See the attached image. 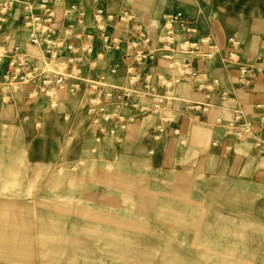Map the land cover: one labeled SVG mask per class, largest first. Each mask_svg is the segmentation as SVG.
Returning <instances> with one entry per match:
<instances>
[{
  "label": "rangeland",
  "instance_id": "1",
  "mask_svg": "<svg viewBox=\"0 0 264 264\" xmlns=\"http://www.w3.org/2000/svg\"><path fill=\"white\" fill-rule=\"evenodd\" d=\"M207 2L264 18V0ZM156 6L148 0L147 13ZM86 102L66 120L64 140L57 115L31 136L0 123V264H264V155L238 146L218 167L175 139L150 155L130 139L147 130L94 152Z\"/></svg>",
  "mask_w": 264,
  "mask_h": 264
},
{
  "label": "built area",
  "instance_id": "2",
  "mask_svg": "<svg viewBox=\"0 0 264 264\" xmlns=\"http://www.w3.org/2000/svg\"><path fill=\"white\" fill-rule=\"evenodd\" d=\"M102 1L88 0L86 5L82 0H65L58 6L57 0H0V70L3 72L0 73V102H9L14 90L24 86L32 87L33 96L43 94L48 98L56 94L53 89L83 93L89 95L86 109L98 133L95 142L124 132L140 114L148 112L159 113L156 131L162 133L166 125L176 124L174 116L162 113L175 99L174 86L182 78L195 79L198 71L193 64L212 60L222 50L213 37L201 34L192 19L181 12L165 14L155 36L142 22L135 21L134 16L124 13L119 20L129 26L131 32L126 42L123 37L107 31L114 17L105 10ZM88 7L91 8L90 22ZM15 14L28 43L42 46L46 59L43 67L32 64L18 46H7L11 39L7 22ZM96 41L101 44L100 51H97ZM228 42L231 50L223 54L221 61L237 64L240 62L239 41L229 37ZM62 52L66 55L62 56ZM106 52L125 59V86L108 85L103 72L95 78L84 76L86 64L92 62L89 66L95 67L93 61L104 58ZM155 61L163 62L167 73L146 70ZM42 68L46 69L42 71ZM239 71L244 85L251 83L249 76L263 73L261 68L246 64L239 67ZM205 88L206 83H198L199 90ZM206 109V105L199 102L187 101L183 105L188 113ZM231 129L229 133L238 139L253 135L250 122H244L242 128ZM256 140V149L261 153L264 142ZM226 150L230 151V147Z\"/></svg>",
  "mask_w": 264,
  "mask_h": 264
},
{
  "label": "crops",
  "instance_id": "3",
  "mask_svg": "<svg viewBox=\"0 0 264 264\" xmlns=\"http://www.w3.org/2000/svg\"><path fill=\"white\" fill-rule=\"evenodd\" d=\"M143 0H103L102 6L112 14L114 19L109 22L107 31L110 34L121 36L127 42L131 35L129 26L119 20V16L128 13L134 16L135 21L142 22L145 29L155 36L167 13L181 12L189 16L194 24L198 26L200 33L210 35L221 48V53L212 60L196 62L193 66L198 71L195 79L188 77L182 78L173 88L174 100L170 106L162 111L164 114H170L176 118V124L166 125L162 133L156 131L159 124V113L148 112L140 114L137 120L130 124L124 132L115 136H105L100 142H95L97 136L96 127L91 124L93 137L89 146L93 147L94 152L106 142L124 135L128 130L141 131L147 130L142 136L134 134L130 137L131 144L138 148L149 149L151 155L156 152L164 155L157 145L163 144L164 141H173L184 143L190 148L193 155L202 154L209 161H214L218 167L228 164L234 156V148L241 146V150L250 147L258 156L264 155L256 149V139L264 142V18L234 16L231 12L216 13L210 6L208 0H186L192 11L180 7V1L185 0H157L158 6L155 13H147L137 10V4ZM65 0H57L58 6L64 4ZM86 5L88 0H82ZM87 19L91 21V8H87ZM154 21V22H153ZM153 23H156V29L153 30ZM7 28L11 33V39L7 43L9 48L18 46L26 55L27 59L34 65L43 67L46 59L42 46H32L24 36V31L19 23L18 14L11 16L7 22ZM153 31V32H152ZM229 37H234L239 41L238 53L240 62L237 64H228L221 61L223 54L231 50L228 42ZM97 51L101 50V44L96 41ZM123 52V51H122ZM66 53L62 52V56ZM41 61L42 63L38 62ZM95 60V59H94ZM86 64L84 67V76L95 78L103 72L106 76L108 85L125 86L126 80V61L121 56H116L113 52H106L104 58H96L93 61L95 67ZM41 64V65H39ZM243 64L261 68L263 73L249 76L252 80L250 84L244 85L240 82L239 67ZM146 70L156 74L167 73L165 64L161 61H155L150 64ZM0 73L3 72L0 70ZM198 83H206V88L198 89ZM22 88V87H21ZM25 91L13 93L9 102H0V123L10 122L9 124L23 125L26 132L31 136V131L40 132L42 122L43 130H49L56 125L53 120L58 118V131H61L67 124L66 120L72 114H76L78 102L80 99L88 100L89 95L83 93L71 94L65 92L62 101L57 92L54 97L48 98L43 94L33 96L32 87L24 86ZM54 99V104H53ZM187 101L199 102L206 105L204 112L188 113L183 110V105ZM87 105V102H86ZM85 105V106H86ZM12 106L18 109L16 116L8 121L1 117L4 107ZM63 112L57 113L60 108ZM87 107V106H86ZM85 107V112L90 120ZM150 118L148 122L147 118ZM43 120V121H42ZM91 122V121H90ZM244 122H250L253 126V135L246 136L244 139H238L229 132L232 127L242 128ZM46 123V125H45ZM233 124L234 126H231ZM177 129L175 133L174 130ZM1 130H4L1 128ZM65 129L58 133V140L66 138ZM190 134V135H189ZM209 136V137H208ZM40 135H34L31 142ZM217 142V145H213ZM262 142V143H263ZM188 144V146H187ZM230 147V151L226 148ZM244 152V151H243ZM176 159L174 156L172 159ZM197 159V158H196ZM199 161V159H197ZM43 161L52 162L51 158ZM36 162V161H35Z\"/></svg>",
  "mask_w": 264,
  "mask_h": 264
},
{
  "label": "bare ground",
  "instance_id": "4",
  "mask_svg": "<svg viewBox=\"0 0 264 264\" xmlns=\"http://www.w3.org/2000/svg\"><path fill=\"white\" fill-rule=\"evenodd\" d=\"M147 4H148V0H143L141 3L137 4L136 9L137 10H142L143 12H146L147 10ZM180 7L186 9L187 11H192L193 9L191 8V6L189 5V3L185 0V1H180ZM154 22V21H153ZM153 30L156 29V23H153ZM153 32V31H152ZM65 90H57V96L63 101L64 97H65ZM55 96V95H54ZM54 101V99H53ZM55 102V101H54Z\"/></svg>",
  "mask_w": 264,
  "mask_h": 264
}]
</instances>
